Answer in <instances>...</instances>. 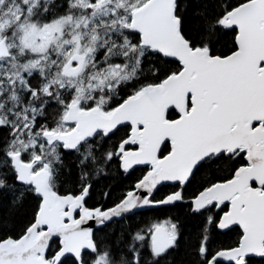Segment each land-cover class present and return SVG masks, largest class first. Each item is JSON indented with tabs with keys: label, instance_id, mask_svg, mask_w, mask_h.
<instances>
[{
	"label": "snow or ice",
	"instance_id": "6c2138e0",
	"mask_svg": "<svg viewBox=\"0 0 264 264\" xmlns=\"http://www.w3.org/2000/svg\"><path fill=\"white\" fill-rule=\"evenodd\" d=\"M0 264H264V0H0Z\"/></svg>",
	"mask_w": 264,
	"mask_h": 264
}]
</instances>
